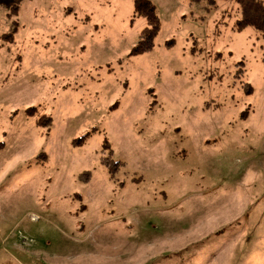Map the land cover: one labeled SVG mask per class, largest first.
Masks as SVG:
<instances>
[{
  "label": "rangeland",
  "instance_id": "1",
  "mask_svg": "<svg viewBox=\"0 0 264 264\" xmlns=\"http://www.w3.org/2000/svg\"><path fill=\"white\" fill-rule=\"evenodd\" d=\"M150 1L0 0V264H264V38Z\"/></svg>",
  "mask_w": 264,
  "mask_h": 264
},
{
  "label": "trees",
  "instance_id": "2",
  "mask_svg": "<svg viewBox=\"0 0 264 264\" xmlns=\"http://www.w3.org/2000/svg\"><path fill=\"white\" fill-rule=\"evenodd\" d=\"M12 1L16 5V0ZM233 1L239 6L241 11V19L236 21L235 30L244 31L245 29L252 28L264 38V2L262 0ZM203 2L207 3V10L217 7L216 0H190V5ZM17 8L18 5L15 6V9ZM134 11L145 22V26L140 32L138 45L131 52L132 56H140L152 51L154 48L155 39L161 29V21L157 15L155 5L150 0H134ZM241 65L243 66L244 63H241ZM242 70H240V73H244ZM249 90H252L250 85ZM122 166L123 164L120 167Z\"/></svg>",
  "mask_w": 264,
  "mask_h": 264
}]
</instances>
